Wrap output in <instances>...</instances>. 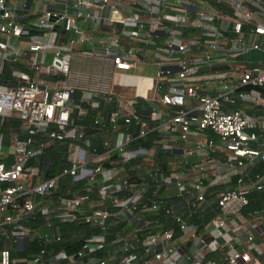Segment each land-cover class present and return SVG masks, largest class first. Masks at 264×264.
Here are the masks:
<instances>
[{"label": "built area", "instance_id": "1", "mask_svg": "<svg viewBox=\"0 0 264 264\" xmlns=\"http://www.w3.org/2000/svg\"><path fill=\"white\" fill-rule=\"evenodd\" d=\"M5 63L22 66L3 76ZM149 63L153 75L131 71ZM129 82L133 95L111 92ZM247 85L264 87V0H0V234L49 244L62 239L58 221L100 229L73 251L42 246L19 258L3 246L0 264H264V205L241 211L264 193V119L228 106L262 102ZM6 117L19 123L3 130ZM132 121L187 166H146L130 180L124 162L152 154L127 146ZM92 129L106 132L103 151L89 149ZM36 132L68 140L59 173L38 178L27 164L45 146ZM64 174L85 182L52 195ZM149 185L166 196L145 197ZM173 195L164 210L177 234L144 218ZM35 215L43 226L28 223ZM109 216L137 226L109 232Z\"/></svg>", "mask_w": 264, "mask_h": 264}, {"label": "trees", "instance_id": "2", "mask_svg": "<svg viewBox=\"0 0 264 264\" xmlns=\"http://www.w3.org/2000/svg\"><path fill=\"white\" fill-rule=\"evenodd\" d=\"M18 65V64H17ZM16 64L11 63H5L3 68V76H8L9 72L12 67H16ZM2 76V77H3ZM245 89H258L262 95H264V87L263 86H250L247 85L244 87ZM231 108H237L239 107L237 101L233 104L228 105ZM94 111H89V115L93 113ZM88 117H85V119H88ZM19 123V119H13V118H5L3 120L2 128L3 130H7L9 125H16ZM93 135H91V144H90V150L94 151H103L104 147L102 146V138L104 133H106L104 130L99 129H92ZM128 130L134 135V138H132L127 146L132 148L142 147L145 149H149L152 154L149 157H146L144 154L138 155L137 158L129 160L127 162H124V165L127 169V172L129 174V179L132 181H139L141 179V176L135 177L137 172H141L142 169H144L146 166L152 168V170L162 171V173H168L172 169H184L187 166V163L180 162V161H173V158L175 157V154H179V151H176L168 146H163L161 142V134L155 130L152 129L148 132H146L143 135H136L138 133L137 131V124H135L133 121L128 124ZM104 132V133H103ZM264 133V131H263ZM34 138L37 140L43 139L45 141V146L43 148V151L40 155L30 158L27 161V164L32 165V171L38 178H45L48 176H52L54 174L59 173V171L65 167L68 166L70 163L66 160V150L68 145L67 139H53L49 137H45L39 132L34 133ZM180 143V142H178ZM254 146H258V143L254 142L252 143ZM115 151L110 152V156L108 159L104 160L102 163L104 165H108L109 159L114 158ZM159 168V169H157ZM256 169L260 170L261 165H256ZM85 182L84 179L78 178L73 179L71 175L64 174L61 175L58 178V185L56 188H54L52 195L56 196L59 194L62 195H72L73 192ZM152 188L150 185L147 187V191L144 192L145 197L150 198H164L166 196V188L164 186L160 187L156 193H152ZM173 188H170L169 194H173L174 191ZM124 191L118 190L110 194L115 195H122ZM126 193V191H125ZM108 197L105 202L109 201ZM176 195H173L169 197L167 200H165V203L160 204L158 210L144 214V218H151L159 220V222L162 223L163 228H172L175 234L179 232L178 225L169 214L165 212V208L169 205L170 201L175 199ZM264 205V193H253L250 194L249 203L245 206L241 207V211L243 214H247L248 211L253 210L254 208H261ZM29 224H32L34 226L43 224V219L40 216L35 215L34 218L27 220ZM262 222H264V215L262 217ZM107 223V230L109 232H113L115 230H118L119 228L129 229L134 228L137 225L136 220L132 221L128 219L125 216L120 217H112L109 216L106 220ZM263 224V223H261ZM44 225V224H43ZM41 225V226H43ZM45 228V227H42ZM58 228L62 233V239L59 241H52L49 244L43 243L40 238H26L25 240V246L24 249L17 253V254H26V255H32L33 253H36L39 248L42 246H45L47 249H51L53 251L58 250L60 248L65 249L66 251H73L75 250L78 245L83 241L84 238L90 236L91 234L97 233L100 231L99 227L96 225H92L88 222H76V223H69V222H59L58 221ZM144 227H139L135 232L138 233L139 236L143 233ZM70 232H73V237L70 235ZM2 234L0 235V246H1V239ZM138 247V246H137ZM11 255L15 254L16 251H11Z\"/></svg>", "mask_w": 264, "mask_h": 264}, {"label": "crops", "instance_id": "3", "mask_svg": "<svg viewBox=\"0 0 264 264\" xmlns=\"http://www.w3.org/2000/svg\"><path fill=\"white\" fill-rule=\"evenodd\" d=\"M255 54L258 55V57H260L262 55V53H260L259 51L255 52ZM247 57L248 58L252 57L250 52L247 54ZM18 66H22V65L18 64ZM262 97H263V100L259 104H254L251 100H243V101L237 100V103H238L240 109H242L245 113H248V114H250V115H252L258 119H264V95H262ZM6 118H10V117H6ZM11 118L17 119L16 117H11ZM3 120L1 123H3ZM191 174H193V173L191 172ZM94 195H95V193H94ZM132 221H134V220L132 219ZM262 223L263 224H261V225L264 226V222H262ZM119 229L124 230L123 228H119ZM129 231H131V228H130V230L129 229L124 230V232H129ZM70 235H73V232H70ZM133 239H134L133 241H137V239H138V233L137 232H135V237H133ZM1 240L2 241H1L0 248L3 246H6L9 248L10 252L16 251V253L13 254L12 256L19 257V258L30 256V255H26V254H17L24 249L25 240L24 241L23 240L22 241L16 240V238H14L11 235H3ZM262 248H263L262 257L264 258V245H262ZM138 249H141L140 244L138 245ZM151 259H152L153 264H162L161 260H159V259H155V258H151Z\"/></svg>", "mask_w": 264, "mask_h": 264}, {"label": "rangeland", "instance_id": "4", "mask_svg": "<svg viewBox=\"0 0 264 264\" xmlns=\"http://www.w3.org/2000/svg\"><path fill=\"white\" fill-rule=\"evenodd\" d=\"M78 64L75 63L74 58L72 59L71 69H78ZM156 68V63H149V64H137L135 68L131 69L132 72L135 74H148L153 75L154 69ZM155 80V78H154ZM135 90V83H127V84H119V85H112L111 92L117 93L124 96H131L134 94ZM149 95L152 94V90L149 89Z\"/></svg>", "mask_w": 264, "mask_h": 264}]
</instances>
